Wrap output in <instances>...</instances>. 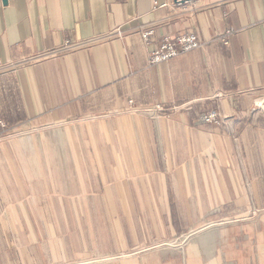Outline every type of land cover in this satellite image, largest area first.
I'll return each mask as SVG.
<instances>
[{"label":"crops","instance_id":"0c3cea01","mask_svg":"<svg viewBox=\"0 0 264 264\" xmlns=\"http://www.w3.org/2000/svg\"><path fill=\"white\" fill-rule=\"evenodd\" d=\"M0 59V264H264V0H0Z\"/></svg>","mask_w":264,"mask_h":264},{"label":"built area","instance_id":"2783aa9c","mask_svg":"<svg viewBox=\"0 0 264 264\" xmlns=\"http://www.w3.org/2000/svg\"><path fill=\"white\" fill-rule=\"evenodd\" d=\"M176 1L178 2L180 0H176ZM164 4H166V3H163L162 5H164ZM233 30L234 29L231 27L225 28L222 32L217 34L216 37L219 38L222 43H224L225 45H228L229 44V35ZM112 34L121 35L120 27H117L109 35H112ZM152 34H153V29H146V30L141 31V37L146 44H148L151 41L150 37ZM94 39H97V37L88 39L87 41H91ZM79 43L80 42H77V44H79ZM83 43H85V42H81V44H83ZM77 44L72 43L69 40H64V42L61 45L50 50L48 53H56L60 50H63V49L69 48V47H73ZM202 44H203V42L200 40V38L197 36V34H195L193 32H180L177 34H164L161 36L159 42L148 51V63L149 64H155V63H159V62L168 60L171 57H174V56H176L182 52L196 48ZM29 59H30V57L22 60V62L28 61ZM15 64L16 63H12V62H4L3 60L0 59V70L5 69V68L12 66V65H15ZM216 95L221 96V92H217ZM128 102L131 106L133 103V99L130 98L128 100ZM175 107H177V106H174V108ZM162 109H163V106L161 104H156L153 106H149L147 108V111L152 113V116H155L157 114V112L159 110H162ZM219 119L221 121L223 119V117L216 109H210V110L204 111L199 116V120L201 122H213V121L219 122ZM0 126L1 127L6 126V124L3 120H0Z\"/></svg>","mask_w":264,"mask_h":264},{"label":"rangeland","instance_id":"374dc122","mask_svg":"<svg viewBox=\"0 0 264 264\" xmlns=\"http://www.w3.org/2000/svg\"><path fill=\"white\" fill-rule=\"evenodd\" d=\"M217 92H221V91H217ZM217 92L214 93V96L216 97H222L223 96V92H221V96H217ZM191 102H193V100H183L182 102H178V103H172L168 106H165L164 104L162 103H154L152 105H149V106H153V105H156V104H161L163 106V109L162 110H159L157 112V114L155 116H152V113H150L149 111H147V108L149 106H144V107H136L134 106V104L132 103V105L130 106L129 104V109H132V110H137V111H140V112H143L145 114H147L148 116L152 117V118H155L157 117L160 113L162 112H165V110L167 109L166 112H169V111H176L182 107H185L187 106L188 104H190ZM129 103V102H128ZM174 106H177L174 108ZM210 109H216L223 117V119L220 121L219 119V122H212V123H215L216 125H220V124H224L225 123V114L219 109V108H209V109H206V110H202L201 112H199V114L197 115V122H200V123H209V122H201L199 120V116L202 112L204 111H207V110H210ZM6 124V123H5ZM31 131V129L29 130H15L9 134H6V135H0V139L4 138V137H8V136H19L21 134H23L24 132H29ZM218 222H215V223H220V220H217ZM207 224H205V226H202L199 228V230H196L197 232L198 231H201L202 229H204L203 227H206ZM191 236V231L188 230L186 232H181L179 233L178 235L174 236L173 238H170L168 240H165V241H161V242H156L154 245L157 246V245H169V246H174L176 248H178L179 250H182L183 246L186 244V242L188 241V239L190 238ZM110 258V256H101V257H91V258H83V259H76V260H71L69 262H63V263H59V264H91V263H94V262H97V261H100V260H105V259H108Z\"/></svg>","mask_w":264,"mask_h":264},{"label":"water","instance_id":"95a60500","mask_svg":"<svg viewBox=\"0 0 264 264\" xmlns=\"http://www.w3.org/2000/svg\"><path fill=\"white\" fill-rule=\"evenodd\" d=\"M6 0H3V2H5ZM180 1H184V0H180Z\"/></svg>","mask_w":264,"mask_h":264}]
</instances>
